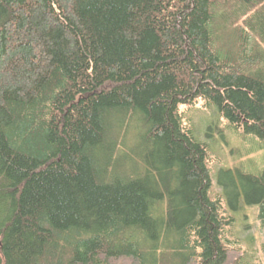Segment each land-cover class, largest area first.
I'll use <instances>...</instances> for the list:
<instances>
[{
    "label": "trees",
    "instance_id": "1",
    "mask_svg": "<svg viewBox=\"0 0 264 264\" xmlns=\"http://www.w3.org/2000/svg\"><path fill=\"white\" fill-rule=\"evenodd\" d=\"M200 98L264 143V0H0V264H242Z\"/></svg>",
    "mask_w": 264,
    "mask_h": 264
},
{
    "label": "rangeland",
    "instance_id": "2",
    "mask_svg": "<svg viewBox=\"0 0 264 264\" xmlns=\"http://www.w3.org/2000/svg\"><path fill=\"white\" fill-rule=\"evenodd\" d=\"M222 26L225 28L220 27L218 33L220 50L229 52L230 45L224 37L230 34V30L227 24ZM241 29L247 33L250 31L246 27ZM255 39L250 40V52L252 47L261 46ZM179 114L195 140L207 147V166L212 182L209 197L212 201H220V213L228 222L223 230L224 242L245 253L244 264H264V207L249 204L242 193L235 204L234 191L231 190L232 181L242 191L240 186L244 177H260L264 173V143L243 128L235 127L216 106L204 99L180 106ZM228 172L231 177L224 176L223 173ZM221 179L227 188L221 186Z\"/></svg>",
    "mask_w": 264,
    "mask_h": 264
},
{
    "label": "bare ground",
    "instance_id": "3",
    "mask_svg": "<svg viewBox=\"0 0 264 264\" xmlns=\"http://www.w3.org/2000/svg\"><path fill=\"white\" fill-rule=\"evenodd\" d=\"M185 106H187V105H185ZM205 146V145H204ZM205 148H206V151H207V147L205 146ZM208 157V152H207V156H206V158ZM209 168V167H208ZM242 196V194H240V196L239 197H241ZM239 199V198H238ZM250 204V203H249ZM222 215V214H221ZM223 216V215H222ZM229 247H231V248H237L236 246H231V245H229V244H227ZM237 249H240V248H237ZM241 250V249H240ZM242 251V250H241ZM243 252V251H242ZM244 253V252H243ZM247 257H246V255H245V253H244V259H243V263L242 264H244V260L246 259Z\"/></svg>",
    "mask_w": 264,
    "mask_h": 264
}]
</instances>
